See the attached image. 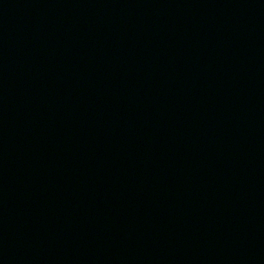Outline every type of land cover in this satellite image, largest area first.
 <instances>
[{"label": "water", "instance_id": "water-1", "mask_svg": "<svg viewBox=\"0 0 264 264\" xmlns=\"http://www.w3.org/2000/svg\"><path fill=\"white\" fill-rule=\"evenodd\" d=\"M0 264H264V0H0Z\"/></svg>", "mask_w": 264, "mask_h": 264}]
</instances>
